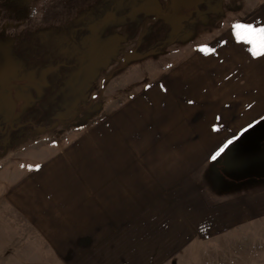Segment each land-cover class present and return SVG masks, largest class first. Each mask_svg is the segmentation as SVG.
Listing matches in <instances>:
<instances>
[{
  "label": "rangeland",
  "instance_id": "1",
  "mask_svg": "<svg viewBox=\"0 0 264 264\" xmlns=\"http://www.w3.org/2000/svg\"><path fill=\"white\" fill-rule=\"evenodd\" d=\"M200 1L0 0V191L6 188L10 171L38 164L26 160L44 145L97 130L101 137L103 124L132 110L136 94L151 81L167 77L187 51L209 42V35L223 22L235 21L236 13L248 9V0H204L200 10ZM189 125L184 130L179 124L172 131L163 123L158 134L162 141L199 136L198 129ZM127 132L120 144L127 155L128 175H133L135 165L144 170L184 169L180 161L184 147L158 145L152 152L149 145L140 151L131 123ZM257 134L261 137L264 131ZM255 136L245 133V145L232 146L231 159L242 149H264L252 145ZM28 145L32 146L24 148ZM110 147L119 152L118 145ZM195 148L189 146L191 151ZM139 153L143 160L135 159ZM221 164L216 160L212 169ZM208 168L199 163L191 171L202 174L211 171ZM230 169L260 174L262 179L256 176L253 188L264 186V162L235 161ZM182 189L176 186L173 205H145L149 203L144 199L142 228L131 234L128 227L123 240L99 243L102 249H97L94 264H247V227L241 224L254 205H184L189 198ZM133 196L128 195L129 202ZM166 198L159 196V201L173 203ZM235 249L242 257H236ZM50 258L31 261L51 264Z\"/></svg>",
  "mask_w": 264,
  "mask_h": 264
},
{
  "label": "crops",
  "instance_id": "2",
  "mask_svg": "<svg viewBox=\"0 0 264 264\" xmlns=\"http://www.w3.org/2000/svg\"><path fill=\"white\" fill-rule=\"evenodd\" d=\"M236 14L235 21L223 22L209 35V42L187 51L167 77L136 94L131 111L103 124L101 137L97 130L44 145L27 157L26 163L36 166L26 170L22 164L6 175L7 186L0 191V264H33L32 258L42 257H51V264H94L97 249H102L99 243L123 240L128 227L131 234L142 228L144 199L149 203L145 205H173L176 186L189 198L184 205H254L241 224L247 227V264H264V186L252 184L261 176L228 171L235 161L264 162V149H242L233 159L229 155L232 146L245 145L247 132L257 135L252 145L264 146V134H257L264 131V0H248L247 11ZM130 123L137 132V150L150 145L154 152L155 146L175 143L184 147V169L144 170L135 165L134 176L128 175L120 142L126 140ZM163 123L172 131L179 124L186 130L190 123L199 136L162 141L158 127ZM111 144L118 145L119 152ZM189 146L197 148L191 151ZM242 154L246 157L240 158ZM155 156L159 161L160 154ZM134 157L143 160L141 153ZM216 160L223 165L212 169ZM199 163L211 171L192 172ZM165 194L172 204L159 201ZM128 195H134L130 202ZM259 206L262 212L256 214Z\"/></svg>",
  "mask_w": 264,
  "mask_h": 264
},
{
  "label": "snow or ice",
  "instance_id": "3",
  "mask_svg": "<svg viewBox=\"0 0 264 264\" xmlns=\"http://www.w3.org/2000/svg\"><path fill=\"white\" fill-rule=\"evenodd\" d=\"M236 27L239 29V28L242 27V25H236ZM260 31H261V32H264V29H262V30H260ZM253 54L255 55V52H254ZM221 151H223V149H221ZM216 155H219V153H217ZM212 158L215 159L216 157L213 156Z\"/></svg>",
  "mask_w": 264,
  "mask_h": 264
},
{
  "label": "flooded vegetation",
  "instance_id": "4",
  "mask_svg": "<svg viewBox=\"0 0 264 264\" xmlns=\"http://www.w3.org/2000/svg\"><path fill=\"white\" fill-rule=\"evenodd\" d=\"M204 1V0H203ZM202 1H200V3L198 4L199 5V7L202 5V3H201ZM204 3V2H203ZM126 60V59H125Z\"/></svg>",
  "mask_w": 264,
  "mask_h": 264
}]
</instances>
